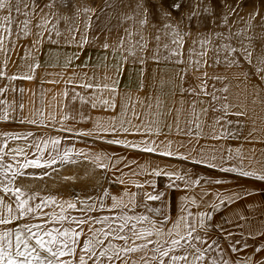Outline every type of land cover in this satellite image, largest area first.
<instances>
[{
  "label": "snow or ice",
  "instance_id": "1",
  "mask_svg": "<svg viewBox=\"0 0 264 264\" xmlns=\"http://www.w3.org/2000/svg\"><path fill=\"white\" fill-rule=\"evenodd\" d=\"M19 2L20 0H17L18 4ZM55 2L56 0H49L45 7L51 8ZM186 3L189 7L187 19L190 21L199 13L192 10L190 0H186ZM171 7L176 12L181 10L180 3H175ZM5 9L11 12L10 0H0V10ZM35 9L36 4L33 0L32 11ZM40 10L43 11V8ZM103 10L101 8V11ZM16 11H20L19 7ZM85 11L94 10L85 9ZM203 11L211 14V5L206 6ZM232 11L235 13L236 9L233 8ZM257 15L258 12L253 13L251 18L255 19ZM163 16L166 20L172 19L171 12L165 11ZM4 19L10 21V16H5ZM183 19L184 17H181L177 20L175 25L165 23V27L173 29V34L179 37L178 40H173V43H179L183 39L179 32ZM223 22L227 24V15L223 17ZM140 24L142 26L147 24L146 9ZM55 34L61 35L58 31ZM38 35H41L42 39V34ZM233 35L239 36L240 33ZM48 40L49 43H58L52 40L51 36ZM73 40H75L74 36ZM39 42L41 41H34V44ZM87 42V39L82 37L78 46L83 47ZM204 43L205 41H201L202 45ZM102 47L108 49L109 44L105 41ZM223 47L229 52L224 58L226 66L241 68L240 60L231 55L237 49L231 45ZM0 51H5L3 37H0ZM240 52L244 61L253 69L243 71L242 83L245 85V92L251 89L250 94L253 97L261 98V94H264V54L257 58L256 64H253L249 46H243ZM129 55L135 56V53L129 51ZM171 55L179 57L181 53L173 50ZM123 59L126 63L127 57ZM138 62L141 65L145 64L144 58H140ZM219 62L217 60V63ZM71 63L72 58H69L65 67L71 66ZM175 63L182 64L183 60L177 59ZM190 63L199 70V60ZM35 67L39 65H29L33 71ZM77 67H87V65H77ZM122 72L123 64H118L117 75ZM144 72V68L141 67L139 69L141 89L144 87ZM186 72L187 69L178 71L177 75L180 76L181 81ZM5 75L0 71V76ZM203 75L206 77L207 73ZM8 79H33V76L14 75ZM90 79L95 78L81 79L78 82L76 74L73 73V76L65 81L72 87L63 93L67 103L62 105V109L67 108L69 111L64 113L61 120L72 119L77 124L90 123L91 127L85 131L61 124L59 130L76 137H91L94 142L118 145L133 152L174 158L193 166L203 165L220 173H234L239 177H252L256 181H264V148L258 150L252 147L245 150L243 145L223 148L216 144L200 142L201 139L213 141L236 139L250 144H264V139L256 135L258 129L255 127V122L247 135H243L246 125L239 119L228 118L246 116L243 105L230 102L227 95L228 84H223L221 88L213 85L212 92H208L204 84L200 86L201 92L211 97V111L219 113L213 116L211 132L205 137L201 116H206L208 109L196 112L195 101L191 105V117L182 120L181 110L166 109L159 97L153 102V98L149 96L148 102L145 103L138 97L133 99L131 94L126 92L119 113L112 116H93L91 110L94 109L116 111L119 79L106 76L104 79L109 81L107 83H91L88 82ZM211 79L223 83L228 78L213 76ZM77 88L84 89V92L77 91ZM89 89L92 90L91 93H88ZM180 90L181 93L185 91L182 84ZM3 91H6V88L0 89V92ZM20 91L23 92V89ZM105 91L109 93L107 97L104 96ZM187 91L190 95L194 93L193 89ZM255 102L254 99L253 103ZM136 103L140 104L142 112L136 111ZM10 107L6 100H0V122L47 126L39 124L35 119L13 116L9 112ZM20 108L23 109V104ZM173 111L175 116L169 121ZM33 136L32 131L26 134L9 130L0 131V139L5 141L0 147V176H4L7 180V183L5 180H0V264H198V262L199 264H264V259H261L264 257V247H255L252 254L244 256L243 259H230V253H239L236 240L231 232L226 233L222 225L212 223L214 212L227 203L239 199L238 193L228 195L219 192L215 194V199H203L207 195L203 185L205 183L219 185L224 182L223 179L203 180L188 167L181 169L172 165L141 163L127 155H117L106 150L95 151L90 148L86 151L75 147L61 149L58 138L29 141L28 138ZM129 136L134 138L128 139ZM20 139L27 142L25 147L18 146L5 151V148H8L7 140ZM46 151L47 155H45ZM5 156H10L15 161V167L11 163L2 162ZM17 157H22V160H18ZM84 164L92 165L84 178L94 175L97 170H103L110 184L122 188L118 187L115 192L103 188L95 194L85 195L77 192L75 196L65 198L59 193L54 194L43 189L30 191L19 183L26 179L43 180L46 177L54 179L53 174L58 175L61 168ZM29 169L38 171H25ZM125 169L127 171H124ZM9 172H11L10 179L7 177ZM109 173L111 176L108 175ZM158 177L167 178L164 189L157 187ZM69 179L75 180V176L63 177L65 182ZM132 188L136 191H132ZM173 190L182 193L179 196L181 201L179 213L175 217L170 215L168 203L169 194ZM245 194L251 195V193ZM51 205H55L60 211L53 209L45 212L44 208ZM193 207L196 208L195 212L190 210ZM69 210L79 214L69 215ZM237 219L242 220L244 217L240 216ZM214 229H219V235L224 236L223 247ZM257 233L260 237H264V230L260 229L250 230L248 234L257 235ZM228 240L233 242L227 243ZM245 247L247 248L248 245L245 244ZM206 254L210 255V259H206Z\"/></svg>",
  "mask_w": 264,
  "mask_h": 264
},
{
  "label": "crops",
  "instance_id": "2",
  "mask_svg": "<svg viewBox=\"0 0 264 264\" xmlns=\"http://www.w3.org/2000/svg\"><path fill=\"white\" fill-rule=\"evenodd\" d=\"M82 10V9H81ZM58 14H56L57 16ZM55 16V14H54ZM55 16V17H56ZM58 17H61L59 13ZM79 18V17H78ZM77 18V19H78ZM105 15L97 16L98 21L91 27V24L85 23L84 15H81L78 20L80 27L75 34L72 30H67L65 25L61 23V19L53 20L52 27L48 30L46 28L42 31V39L38 44H34V36H28L18 41L16 44L17 49L15 53L8 58L0 55V71L4 72L5 76H0V89L6 91L0 92V100H6L8 105H11L9 112L16 117L24 116L30 119H35L41 125H52L61 128V124L65 127H74L76 129H82L87 131L90 127V123L77 124L72 119L61 120L65 112L69 109L63 108L62 105L67 103V99L63 96L66 90H70L72 85L65 83L69 77L76 74V79L79 82L81 79H90L91 83H107L104 78L106 76L114 79H119V95L116 97L117 108L115 112H106L103 108L91 110L93 116H112L116 115L120 111V105L122 100L125 99V93H130L133 99L139 98L147 103V97L151 96L153 102L155 98L159 97L160 101L165 105V108H173L181 110V119L187 120L191 117V105L193 101L196 102V112H200L201 109H208L207 115L201 116V123L203 126L204 136L207 137L211 132V125L214 115L219 113H213L211 111V97L204 95L201 92V85L204 84L208 92L213 91V85L216 88L223 87V84L229 85L230 102H235L243 105V110L246 112V116L234 117L229 116V119L241 120L246 127L243 130V135H247L248 130L253 127L258 129L256 135L261 139H264V94H261V98L253 97L251 89L245 92V85L242 83L243 71L253 70L244 61V57L240 52L243 46H249L252 51L253 64L257 63V58L264 54V39L251 35L252 39H237L228 40L222 39V35L219 33H213L210 39H186L184 45H182L181 55L179 57L171 55L172 47H178L177 43L164 44L157 38L150 40L154 41V45H147L146 40H139V47L137 50V61L132 63V57L129 55L131 51V35H129L131 28L127 20L123 18L114 19L113 17L107 18ZM55 19V18H54ZM106 19V20H105ZM82 24V25H81ZM49 25V24H46ZM91 27V28H90ZM255 27V28H253ZM258 24H254L251 30H258ZM61 33L57 36L56 32ZM74 32V31H73ZM28 33L32 34L31 31ZM51 36L52 40L58 41V43H49L48 37ZM73 36L75 40H73ZM86 38L87 43L83 47L78 46V42L81 38ZM109 44L108 49H104L102 44L104 42ZM122 41V43H121ZM201 41H205L202 45ZM22 44H21V43ZM161 43V44H158ZM143 45V47H141ZM167 45V47H165ZM224 45H231L236 48L237 51L231 55L237 57L241 62V68L227 67L224 63L225 56L229 55V52L223 47ZM36 46H38L36 49ZM154 48H150V47ZM170 47V49H167ZM160 48V49H158ZM178 51V50H177ZM204 53V55H201ZM79 57L75 59V57ZM105 57H107L105 59ZM124 57H127V62L124 63ZM72 58L71 66L65 67L66 61ZM140 58H144L145 64L141 65L138 61ZM182 59V64H177L175 61ZM199 60L200 67L196 70V67L190 62ZM217 60L220 62L217 63ZM34 71L29 68V65H36ZM87 65V67H77V65ZM123 64V72L120 75L116 73V66ZM143 67L144 77L143 89L140 88L141 77L139 75V69ZM180 69H187L184 74L183 81L180 76L177 75ZM207 73L205 77L203 74ZM84 74H87L84 76ZM22 77L25 75L33 76V79H15L10 80L11 76ZM213 76H226L228 79L223 83L211 79ZM239 77V79H238ZM49 81H58L56 83H50ZM183 85L185 91L181 93L180 85ZM23 89V92L20 91ZM188 89H193L194 93L189 94ZM77 91L83 93L84 89L77 88ZM91 89L88 93H91ZM109 93L104 92V96L107 97ZM219 95V93H218ZM256 100L253 103V100ZM183 101V103H181ZM23 104L21 110L20 105ZM78 106V105H76ZM136 111L142 112L139 103H136ZM175 116L173 111L172 117H169V121ZM54 117V119H53ZM138 122V121H137ZM9 130L13 132H19L26 134L28 131L34 133L33 137H29V141L58 138L60 139V148L84 149L91 146V149L95 151L106 150L109 152H115L117 155H127L130 158L137 159L141 163L152 162L154 164L172 165L181 169L188 167L194 171L196 175L203 180L207 179H223L222 184H207L203 187L207 190V195L203 197L204 200L215 199L217 192L228 195L239 194V199L233 203H227L226 206L221 207L218 211L213 213V224L222 225L227 232H231L232 236L236 240V247L239 249V253H230V259H243L246 255H251L255 247H264V237L257 235H249L250 230L260 229L264 230V181H256L252 177H239L234 173H220L216 170L208 169L203 165L193 166L187 164V162L179 161L174 158L161 157L154 154H146L133 152L121 148L118 145H107L100 141H93L91 137H76L66 136L64 134L53 133L50 128L41 126L37 127L32 124H19V123H5L0 122V131ZM69 137V139H68ZM111 138V137H109ZM134 137L129 136L128 139ZM163 139V137H161ZM91 142L90 144L88 143ZM201 144H216L220 147L232 148L240 147L243 145L244 149L255 147L256 149L264 148V144L255 143L250 144L243 140L229 139V140H209L201 139ZM5 141L0 139V147L4 145ZM9 149L16 147H25L27 142L23 139L20 140H7ZM47 155V151L45 152ZM259 155V153H257ZM18 160H22V157H17ZM3 163H11L15 167V161L10 156H5ZM247 163V161L245 162ZM92 168L91 164H84L82 167L81 175L76 182L66 183L62 182L59 178V174H53L54 179L45 178L43 180L26 179L19 182L21 186L32 191L43 189L44 191H51L52 193H59L61 196L67 198L69 196H75L77 192L81 195L88 193H97L103 188H108L110 191L115 192L118 187L122 186L110 184L109 180L105 177L103 170H97L94 175L85 177V173ZM62 169V168H61ZM26 172L38 171V170H25ZM124 171H127L125 169ZM111 176V173L108 174ZM8 179L11 178V172L7 174ZM0 180H7L4 176H0ZM157 187L164 189L167 184L166 177H158ZM94 185L95 187H91ZM16 186V185H13ZM136 191L135 188L131 189ZM199 191V189H197ZM245 193H251L247 195ZM182 193H178L175 190L169 194V213L173 217L179 213V205L181 203L179 196ZM7 200V197H5ZM14 199V197H12ZM55 209L59 212V208L55 205L44 208L45 212H50ZM191 211L195 212L196 208H191ZM69 215H78L79 213L74 210L68 211ZM106 214V213H105ZM243 216L244 219L239 220L238 217ZM239 225H245V228H241ZM99 227V225H97ZM214 233L220 240L221 246L225 244L224 236L219 235V229H214ZM225 233V234H226ZM232 240H228L227 243H232ZM245 244L248 247H245ZM206 259H210V255L206 254ZM264 259V257H261ZM199 264V262H198Z\"/></svg>",
  "mask_w": 264,
  "mask_h": 264
},
{
  "label": "rangeland",
  "instance_id": "3",
  "mask_svg": "<svg viewBox=\"0 0 264 264\" xmlns=\"http://www.w3.org/2000/svg\"><path fill=\"white\" fill-rule=\"evenodd\" d=\"M190 2L192 10L199 14L193 16L189 21L187 19L189 7L186 0H56L51 8L45 7L49 0H35V11H32L33 0H20L19 4L17 0H10L11 12L9 13L7 9L0 10V33L2 34V30H5L6 34L5 51L1 56L8 58L14 54L18 41L28 36H34L35 41H41V35L38 34H42L43 28L49 30L53 20H56L54 23H57L58 19H61V23L65 25L67 30H72V33L75 34V31L81 28L80 24L77 23L80 16L83 15L84 8L94 10L91 18L93 24L90 21L91 27L98 21L97 16L103 15L107 18L120 19V22L123 18L128 21L131 28V52L135 53V56H131L132 63L137 61L139 40H146L147 45H154L156 42L150 40L155 38L164 44H170L175 40L172 34L173 29L166 28L165 23L171 22L175 25L181 17H184L179 27V32L183 37L182 45L186 39L208 40L212 38L213 33L223 34L221 38L228 40H246L252 34L264 39V20H262L264 18V0H190ZM175 3L181 4L180 12L172 9L171 6ZM138 5L141 6L138 7ZM208 5H211V14L203 11ZM17 7L20 9L19 12L16 11ZM41 8L43 11L40 10ZM101 8L104 10L101 11ZM233 8L236 9L235 13L232 11ZM145 9L147 10V24L142 26L140 20L143 18ZM165 11L171 12L172 19L166 20L164 18L163 13ZM256 12L259 15L252 19L251 14ZM59 13H61V17H58ZM54 14L55 16L58 15L55 17ZM225 15L228 17L226 25L223 22ZM5 16H10V21L5 20ZM254 24H258L256 27L258 30H251ZM29 31L32 34L28 33ZM237 32L240 33L239 36L233 35ZM25 33L28 34L25 35ZM37 47L36 49H38ZM150 48L154 47L151 46ZM172 49L181 52L182 46L172 47ZM88 143L91 142L88 141Z\"/></svg>",
  "mask_w": 264,
  "mask_h": 264
},
{
  "label": "bare ground",
  "instance_id": "4",
  "mask_svg": "<svg viewBox=\"0 0 264 264\" xmlns=\"http://www.w3.org/2000/svg\"><path fill=\"white\" fill-rule=\"evenodd\" d=\"M85 9H87V8H84V10H83V12H82V14L84 15V19H85V23L86 24H89L90 23V21H91V18H92V15L94 14L93 13V11H85ZM169 22V21H168ZM171 23V22H170ZM173 34V33H172ZM174 35V34H173ZM180 36H181V34H180ZM0 37H3L4 39H3V48L5 49V47H4V44H6V34H5V30H2V34L0 33ZM174 38H175V40H178L179 39V37H177V36H175L174 35ZM182 44H183V40H181L179 43H177V45L179 46V47H181L182 46ZM4 54V51H0V55H3ZM5 58V57H4ZM4 58L2 59V60H4ZM5 61V60H4ZM47 128H50L52 131H53V133H57V134H64V135H66V136H73L74 137V135H72L71 133H68V132H65V131H61V130H59L58 129V127L57 126H52V125H48V126H46ZM68 139H69V137H68ZM91 148V146H88V147H86V148H84V150H88V149H90ZM82 167H83V165H76V166H65L64 168H62L61 170H60V173H59V178H60V180L62 181V182H65L64 180H63V177H65V176H67V177H73V176H75V180H72V179H69L66 183H72V182H76L77 180H78V178L80 177V175H81V171H82Z\"/></svg>",
  "mask_w": 264,
  "mask_h": 264
}]
</instances>
